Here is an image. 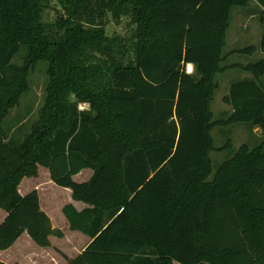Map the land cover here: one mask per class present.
Here are the masks:
<instances>
[{"label":"trees","instance_id":"trees-1","mask_svg":"<svg viewBox=\"0 0 264 264\" xmlns=\"http://www.w3.org/2000/svg\"><path fill=\"white\" fill-rule=\"evenodd\" d=\"M59 1L49 27V0H0V251L24 233L42 248L64 237L38 190H19L42 167L90 205L63 209L93 239L68 264H264V57L227 65L257 47L224 53L232 9L256 2L264 26V0ZM110 16L132 35L109 37ZM41 61L44 105L23 139L10 137L4 122ZM233 68L253 77L231 84V111L215 120L217 76ZM235 123L248 142L214 171L213 129Z\"/></svg>","mask_w":264,"mask_h":264},{"label":"rangeland","instance_id":"rangeland-1","mask_svg":"<svg viewBox=\"0 0 264 264\" xmlns=\"http://www.w3.org/2000/svg\"><path fill=\"white\" fill-rule=\"evenodd\" d=\"M49 2V7L45 9L43 14V21L51 27L59 21L63 14V9L59 0H49ZM258 13L259 7L254 1L248 7H234L232 9L230 25L227 31V43L224 49L225 53H231L235 49L245 48L257 43L261 29L264 28L259 21ZM133 28L134 26H130V20L125 17L120 22H116L110 16L109 21L106 23V31L109 37L114 35L124 38L129 37L132 35ZM23 56L15 57L14 62L22 63ZM230 56L227 61L228 64L239 63V60H245L248 57L239 54H231ZM47 69L48 63L46 61L38 63L29 78L30 90L22 96L20 105L5 120L4 128L10 137L19 140L23 139L24 135L31 131L33 123L38 119L39 111L43 107L46 98V89L49 81ZM240 74H242V71L239 68H233L217 76L219 88L215 93V99L212 104L215 120L221 119L224 117L225 112L231 111L230 105L223 102V97L229 93L231 84L239 80ZM79 107L85 109L89 105L80 104ZM242 126L241 123H235L228 126H217L213 129L212 135L215 140V146L219 148V150L211 153L214 171L245 143L247 137L249 138L247 133L240 131ZM38 182L44 183L41 196L43 197V203H45L47 198L51 199L54 197L55 192L52 191L50 186H47V178L44 171H41ZM44 191H46V194L52 193L53 195H44Z\"/></svg>","mask_w":264,"mask_h":264},{"label":"crops","instance_id":"crops-1","mask_svg":"<svg viewBox=\"0 0 264 264\" xmlns=\"http://www.w3.org/2000/svg\"><path fill=\"white\" fill-rule=\"evenodd\" d=\"M263 33L264 28L261 29V34L258 37L257 43L253 44L257 47V51L252 55H246L248 57L245 60H239V63L237 64L247 65L264 57V53L259 49V44ZM225 54L227 55L229 53ZM229 57L231 56L227 57L225 64H235L227 63V61L230 59ZM187 68V71L189 73H193L194 66L192 64H189ZM239 70L242 71V74H240L239 76V81L250 79L251 77H253L251 73L246 72L241 68H239ZM242 125L243 126L240 131L247 133V135L249 136V130L247 129V126L245 124ZM255 132L259 133V129H255ZM245 142H248V137ZM41 171L45 172V177L47 178V186H50L52 191L55 192L54 197H52L51 199L47 198L46 202L43 203V197L41 196V194L43 193L41 190L44 183L38 182L39 176L36 178H25L20 185V193L22 195H25L30 191L37 189L40 196L41 208L49 215L53 227L59 228L64 232V237H51V247L36 248L37 246L32 242L28 234L24 233L10 249L6 251H0V260L2 261L10 264H68L70 259H73L80 253H82L93 240L90 236L82 233L81 231L71 230L70 223L63 212L64 207L70 204L73 205L78 211H83L84 209L89 208L90 205L81 201L74 200L72 197V191L70 189L59 187L53 181H51L50 173L47 169L41 167L39 169V175ZM92 175L93 171L87 169L75 176L74 179L77 182H85L88 181L92 177ZM44 195L50 196L53 194H46V191H44ZM5 217L6 213L0 210V224L4 221ZM27 247H29V249H27ZM174 264L179 263L175 262Z\"/></svg>","mask_w":264,"mask_h":264},{"label":"bare ground","instance_id":"bare-ground-1","mask_svg":"<svg viewBox=\"0 0 264 264\" xmlns=\"http://www.w3.org/2000/svg\"><path fill=\"white\" fill-rule=\"evenodd\" d=\"M192 71V70H191Z\"/></svg>","mask_w":264,"mask_h":264}]
</instances>
